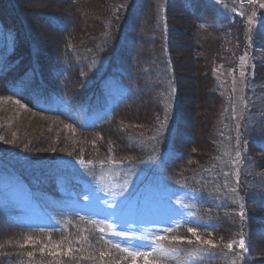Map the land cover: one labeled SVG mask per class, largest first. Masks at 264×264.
<instances>
[{"label": "rangeland", "instance_id": "obj_1", "mask_svg": "<svg viewBox=\"0 0 264 264\" xmlns=\"http://www.w3.org/2000/svg\"><path fill=\"white\" fill-rule=\"evenodd\" d=\"M184 2L192 6L195 20L184 13ZM261 3L264 0H0V22L12 27L7 52L15 48L11 64L16 65L15 76L27 80L28 93L37 87L28 80L34 67L46 86L58 87L55 93L74 103L80 86L102 80L95 90L97 109L107 104L112 109L124 97L120 87L127 88L118 71L120 64L128 86L142 90V97L128 103L126 111L116 110L93 128L109 114L105 108L84 115L85 105L73 108L72 102L69 108L51 100L68 115L54 116L30 109L0 85V165L8 168L0 173L6 179L0 208L13 222L23 210L32 221L25 218L21 225L32 224L45 230V236H58L51 240L63 244L36 246L40 233L11 225L7 234L0 233V264H146L145 257H132L121 249L136 246L150 251L147 242L154 236L169 239L157 241L165 252L148 260L200 264L223 255L226 237L218 239L211 231L225 227L226 214L239 220L243 232L255 236L251 247L246 244L247 251L238 247L240 239L234 240L220 264H264V233L255 234L250 224L252 218L264 221V213L244 208L248 197L264 195V169L255 167L237 135L246 128L260 140L264 130V116L256 111L264 109ZM66 17L72 18L70 26ZM131 58H138L143 66L153 65V71H132ZM211 81L217 91L214 98ZM80 99L85 102L88 96ZM90 100L95 102L92 93ZM213 121L217 125L209 134ZM73 122L97 130L89 132ZM138 124L146 134L148 127L155 132L142 147L134 146L131 139ZM226 126L229 139L214 131ZM175 134L182 142L194 143L197 151L191 149L190 154L197 161L204 158L206 152L201 151H207V143L217 140L212 143L214 156L224 153L217 158L224 173H215L209 181L215 190L197 185L201 174L191 166L170 170L165 161ZM259 146L264 148V138ZM206 171L201 173L209 175ZM69 180L90 187L82 189L79 183L70 187ZM140 196L137 216L134 199ZM156 210L161 215L148 213ZM172 212L176 215L169 216ZM201 216L206 218L203 226ZM0 217L11 224L2 211ZM2 227L0 222V232ZM189 227H196L201 241L211 240L216 247L197 242ZM166 228L172 231L166 233ZM172 236L184 239L171 241Z\"/></svg>", "mask_w": 264, "mask_h": 264}, {"label": "trees", "instance_id": "obj_2", "mask_svg": "<svg viewBox=\"0 0 264 264\" xmlns=\"http://www.w3.org/2000/svg\"><path fill=\"white\" fill-rule=\"evenodd\" d=\"M176 3L174 4H171V6H175ZM183 10L185 11L184 13L185 14H188L189 16H194V20H195V14H194V11L192 9V7H188L186 5V3L184 2V8ZM66 21L70 20L69 21V26L71 25V20L72 18L70 17H66L64 18ZM211 89H210V94H211V97H215L216 95V91H215V88L213 87V82L211 81V84L210 86ZM257 91V90H256ZM255 102L259 103L260 106L261 103L257 101V99L255 98ZM129 108V104L127 106H125L122 110L123 112L126 111V109ZM120 110V111H122ZM258 113L262 114L264 116V109L261 111V110H256ZM142 117L145 118L146 117V114L145 113H142ZM219 115H214L212 116L211 118V121L210 123L212 122L213 120V117H214V121H215V118L218 117ZM121 117V116H120ZM213 123L210 125L209 129L207 130V133L209 132V134L213 131L214 129V126L217 125V123ZM72 122V121H71ZM75 126H77V124L75 122H73ZM98 128V127H97ZM149 128V127H148ZM147 128V129H148ZM103 129V128H102ZM100 129V130H102ZM141 130V131H144L142 126L140 124H138V127L135 128L134 131H137V130ZM97 130V129H95ZM95 130H91L89 132H92V131H95ZM217 134H220L222 135L223 137L225 138H230V128L228 126L225 127L224 130H214ZM261 132H262V137L260 140L252 137V135L249 134V131L248 129L244 128H240V131H238L237 135H238V138L240 136V138H242V143L244 144H241L243 146H246L248 147V150L246 149L247 151V154L250 155L254 161V164H255V167H257L258 169H264V161L261 162V159L260 158H264V148L260 147L259 145L262 144V141H263V138H264V130L261 129ZM144 134V132H143ZM208 134V135H209ZM250 135V136H249ZM207 136V135H206ZM174 140L173 142L171 143L172 145H170V147H172L171 149L174 150V154L177 156V158L173 159L172 161H170L168 164L169 166L171 167V171H175L177 170L179 167H183L184 165L185 166H191L193 168V170L195 171H198V173L201 174V177H200V180L198 182L197 185H199L200 187L202 188H206L208 190V192H210L211 188L213 189L214 185L212 183H210L209 181L214 177V174L215 173H219L221 175H223V164L221 163L220 160H218L217 158L218 157H221L222 158V155L224 153H219L217 154L216 156H214L215 154V151H214V143L217 141H212V143H210L208 145L207 143V151H201L203 152H206L204 154V158L201 160V161H197L196 160H193L195 157L193 155L190 154V150L193 149L195 150V152L197 151L194 147V143L193 142H190L187 140V142H182L180 141V137L178 136V134H175L174 136ZM189 138V137H188ZM51 140V139H50ZM206 142H207V139H206ZM76 143V142H75ZM74 143V144H75ZM77 143H79V141H77ZM240 143V142H239ZM76 146L78 144H75ZM208 148H209V151H208ZM237 154V150L233 151L232 155H230V159H232V161L235 160V156ZM190 162V163H189ZM244 166V164H242V167ZM202 169L204 170H207L206 172L209 173V175H206V174H203L201 173L202 172ZM143 197L140 196V197H136L134 200L137 202V204L135 205V209L136 211L135 212H138L140 210V202ZM245 210L247 212H249L250 210L254 211V212H261V213H264V195H261L259 198H254L252 196L248 197L247 200H246V205L244 206ZM217 215H214L213 218H216ZM209 218V217H207ZM7 219V218H6ZM206 219V218H205ZM204 219V220H205ZM4 221V218L0 217V222H1V225L3 226L2 229H1V234L2 235H5L9 232V228L12 224H6V223H3ZM8 221V220H7ZM225 221V227H215L213 228L214 230V233L215 236L218 237V239H220V236H225L227 237L226 239L223 240V244L227 243V241H232V239L235 237L234 235L235 234H239L238 232V228H239V220L235 217H232V216H229L226 214V216L224 217V220ZM9 222V221H8ZM10 223V222H9ZM250 224L253 225V228L255 230H252V232H254L255 234L257 232L258 235H261L264 233V221L262 220H258V219H255V218H252L250 219ZM15 229V228H14ZM45 232H40V238L42 239H39L36 241V246H41L42 244L43 245H46L48 248L51 247V246H55L57 244H59L58 242H53V240L51 239H59L58 236H54V235H47L45 236L44 234ZM245 234V233H244ZM246 236L248 238V244H250V247L252 246V240L254 239V236L255 235H250L248 233H246ZM124 237H127V236H124ZM258 238H261V237H258ZM216 239V241L218 240ZM262 239V238H261ZM263 240V239H262ZM147 244H151V242H147ZM63 244H59V246H62ZM179 247V246H178ZM182 248V247H180ZM258 251H261V246L259 247H256ZM183 249V248H182ZM225 250V249H224ZM254 255V253H253ZM43 257H40L39 259H42ZM202 264H220V261L219 260H213V259H210L209 261H206Z\"/></svg>", "mask_w": 264, "mask_h": 264}, {"label": "snow or ice", "instance_id": "obj_3", "mask_svg": "<svg viewBox=\"0 0 264 264\" xmlns=\"http://www.w3.org/2000/svg\"><path fill=\"white\" fill-rule=\"evenodd\" d=\"M217 3H220V0H216ZM249 3H255L256 0H248ZM260 7L264 8V3H261L260 4ZM243 59V58H242ZM19 102V101H17ZM243 212L240 213V215L243 217ZM191 215V214H189ZM177 227H179V225H177ZM101 231H103V229H101ZM166 233L167 232H171L172 229L171 228H166L164 230ZM187 231L189 233L192 234V236L195 237L196 241L197 242H202L203 244H207V245H210L211 247L215 248L216 245L211 241V240H203L201 241V237L199 235H197V229L196 227H189L187 229ZM117 235H123V234H119L117 233ZM210 235V234H209ZM28 240H31V237H28L27 238ZM131 239H141V240H146L148 239L147 237H139V238H136V237H132ZM165 239H169V237L167 236H154L152 237V242L151 244L148 246L150 247V251H140L136 248V246H133L132 248H129V247H125L123 249H121L122 251L124 252H127L129 256H132V257H136V256H143L145 257V260H146V264H158V261L156 260H148V257L150 256H154V255H157V254H163L165 252V248L162 244L160 243H157V241H163ZM183 237H178V236H172L170 237V240L171 241H183ZM188 243H192L191 240L188 241ZM233 243L235 242H230L227 244V247L231 250L232 247H233ZM117 248H120V245L117 244L116 245ZM238 247L241 249V250H244V251H247L246 247H245V241L243 238H241L238 242ZM41 251H43V249H41ZM69 251H71V249H69ZM29 255H31V253H29ZM104 253H101V256H103Z\"/></svg>", "mask_w": 264, "mask_h": 264}]
</instances>
